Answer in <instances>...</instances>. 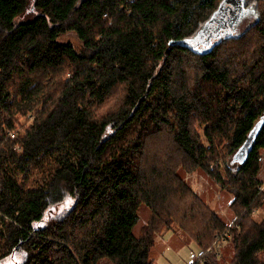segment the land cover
Wrapping results in <instances>:
<instances>
[{
  "label": "trees",
  "instance_id": "16d2710c",
  "mask_svg": "<svg viewBox=\"0 0 264 264\" xmlns=\"http://www.w3.org/2000/svg\"><path fill=\"white\" fill-rule=\"evenodd\" d=\"M228 3L0 0V264H157L173 225L196 264H222L226 231L230 264H264V125L233 161L264 118V0L209 37ZM197 171L233 195L231 226Z\"/></svg>",
  "mask_w": 264,
  "mask_h": 264
},
{
  "label": "rangeland",
  "instance_id": "374dc122",
  "mask_svg": "<svg viewBox=\"0 0 264 264\" xmlns=\"http://www.w3.org/2000/svg\"><path fill=\"white\" fill-rule=\"evenodd\" d=\"M62 41L71 40L77 42V37L74 33L69 32L60 38ZM260 169L257 178L264 179V148L262 149L260 159ZM185 179L191 184L204 199L211 205L218 215L227 222L229 226L233 224L236 214H234L230 207V201L233 195L223 190L218 183L213 181L209 175L203 171L187 172ZM264 191V190H262ZM63 206V205H61ZM144 207L141 211V221L145 220L148 216V209ZM257 219L264 218V204L255 211ZM185 234L178 225H173L170 230L158 235L156 245L153 249V259L157 264H196L195 260L199 257L201 249L196 241ZM224 247V248H223ZM222 256L224 258L222 264H230L231 258L234 254L232 242L221 246ZM223 254V255H222ZM13 262L10 258L4 261V264ZM99 264H113L111 260L104 259Z\"/></svg>",
  "mask_w": 264,
  "mask_h": 264
},
{
  "label": "water",
  "instance_id": "95a60500",
  "mask_svg": "<svg viewBox=\"0 0 264 264\" xmlns=\"http://www.w3.org/2000/svg\"><path fill=\"white\" fill-rule=\"evenodd\" d=\"M224 3V1H223ZM223 3L221 4V6L223 5ZM229 34H233V30H230L227 35ZM187 42V40L182 39V40H172L170 42L171 45H176V44H182ZM264 125V118L262 117L254 126L253 128L250 130L249 134L247 135L245 141L243 142V144L241 145V147L235 152L234 156H233V161H240V162H244L252 148L254 145V141L256 139V137L258 136L262 126Z\"/></svg>",
  "mask_w": 264,
  "mask_h": 264
},
{
  "label": "flooded vegetation",
  "instance_id": "af4514ba",
  "mask_svg": "<svg viewBox=\"0 0 264 264\" xmlns=\"http://www.w3.org/2000/svg\"><path fill=\"white\" fill-rule=\"evenodd\" d=\"M238 1L239 0H229V3L225 7V12L227 14V20L224 22V24H221L220 26H218V30H217L218 32L217 33L211 34L209 37H211L212 35L226 34V32L233 30L228 24V19H229L228 14H229L230 10L234 7V9H232V10L234 11L233 13L236 14V16L240 17L243 15V8L238 7Z\"/></svg>",
  "mask_w": 264,
  "mask_h": 264
},
{
  "label": "built area",
  "instance_id": "2783aa9c",
  "mask_svg": "<svg viewBox=\"0 0 264 264\" xmlns=\"http://www.w3.org/2000/svg\"><path fill=\"white\" fill-rule=\"evenodd\" d=\"M259 181H260V185H259V188L260 190H264V179H260L259 178ZM234 223V221H233ZM231 232L230 231H226L220 239H218L217 243H216V247H217V250L218 251H222L221 250V246L222 245H226L228 244L230 241H231Z\"/></svg>",
  "mask_w": 264,
  "mask_h": 264
},
{
  "label": "bare ground",
  "instance_id": "6f19581e",
  "mask_svg": "<svg viewBox=\"0 0 264 264\" xmlns=\"http://www.w3.org/2000/svg\"><path fill=\"white\" fill-rule=\"evenodd\" d=\"M55 165V164H54ZM55 169V168H54ZM57 171V170H56ZM147 205V204H146ZM141 207V206H140ZM147 208V207H146ZM145 208V209H146ZM142 209V208H141ZM45 212H46V210H45ZM137 212V211H136ZM141 216V215H140ZM222 216V215H221ZM255 216V215H254ZM48 218V217H47ZM256 218H257V216H256ZM261 220V219H260ZM239 228V227H238ZM224 231V230H223ZM220 232V231H219ZM239 232V231H238ZM222 233V232H221ZM221 236V234L219 235V237ZM233 236V235H232ZM188 238H190V237H188ZM218 238V237H217ZM234 238V237H233ZM231 242V241H230ZM214 246V245H213ZM224 248V247H223ZM211 249H213V248H211ZM211 251V250H210ZM207 252H209V251H207ZM214 252V251H213ZM212 253V252H211ZM212 254H214V253H212ZM210 255V254H209ZM219 255V254H218ZM223 255V254H222ZM200 256V255H199ZM216 256H217V254H216ZM219 257V256H218ZM100 261H102V260H100ZM191 264V263H190Z\"/></svg>",
  "mask_w": 264,
  "mask_h": 264
}]
</instances>
